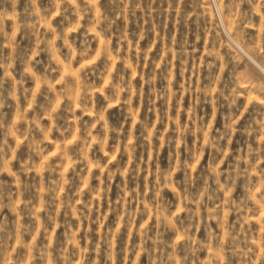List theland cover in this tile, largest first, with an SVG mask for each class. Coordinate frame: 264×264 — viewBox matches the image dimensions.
I'll use <instances>...</instances> for the list:
<instances>
[{
  "label": "rangeland",
  "instance_id": "374dc122",
  "mask_svg": "<svg viewBox=\"0 0 264 264\" xmlns=\"http://www.w3.org/2000/svg\"><path fill=\"white\" fill-rule=\"evenodd\" d=\"M0 264H264V0H0Z\"/></svg>",
  "mask_w": 264,
  "mask_h": 264
},
{
  "label": "bare ground",
  "instance_id": "6f19581e",
  "mask_svg": "<svg viewBox=\"0 0 264 264\" xmlns=\"http://www.w3.org/2000/svg\"><path fill=\"white\" fill-rule=\"evenodd\" d=\"M218 6V5H217ZM220 7V6H219ZM221 13H222V11H221ZM220 13V14H221ZM222 16H223V14H222ZM222 21H224L225 22V19H224V17H223V20ZM223 22V23H224ZM225 25H226V22H225ZM227 31H229L228 29H227ZM229 33H230V31H229ZM231 34V33H230ZM232 37V36H231ZM234 38V37H233ZM229 39V38H228ZM235 39V38H234ZM236 40V39H235ZM230 41H232L231 43H234V44H236V47H238L240 50L242 49L243 51H245L246 53H247V55L249 56V54L251 55V53L242 45V44H240L237 40L236 41H234V40H230ZM253 56V55H252ZM252 56H251V59H252ZM253 59H254V57H253ZM256 62V61H255ZM258 64V63H257ZM259 65V64H258ZM260 66V65H259ZM263 69V68H262Z\"/></svg>",
  "mask_w": 264,
  "mask_h": 264
},
{
  "label": "water",
  "instance_id": "95a60500",
  "mask_svg": "<svg viewBox=\"0 0 264 264\" xmlns=\"http://www.w3.org/2000/svg\"><path fill=\"white\" fill-rule=\"evenodd\" d=\"M217 13L219 14V19H220V21L223 23V21H222V18H221V15H220V13H219V11H218V8H217ZM232 40V39H231ZM236 45V44H235ZM241 51H243L242 49H241ZM246 55H247V53L245 52V51H243ZM248 56V55H247ZM248 57H250V56H248ZM251 58V57H250Z\"/></svg>",
  "mask_w": 264,
  "mask_h": 264
}]
</instances>
